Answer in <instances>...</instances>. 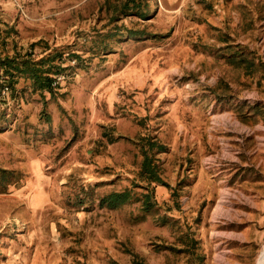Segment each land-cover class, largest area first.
I'll use <instances>...</instances> for the list:
<instances>
[{
	"label": "rangeland",
	"instance_id": "obj_1",
	"mask_svg": "<svg viewBox=\"0 0 264 264\" xmlns=\"http://www.w3.org/2000/svg\"><path fill=\"white\" fill-rule=\"evenodd\" d=\"M8 57L0 264H258L264 0H0Z\"/></svg>",
	"mask_w": 264,
	"mask_h": 264
},
{
	"label": "trees",
	"instance_id": "obj_2",
	"mask_svg": "<svg viewBox=\"0 0 264 264\" xmlns=\"http://www.w3.org/2000/svg\"><path fill=\"white\" fill-rule=\"evenodd\" d=\"M23 64L19 63L17 59L15 58H5L1 59L0 58V67L5 68L7 73H10L13 75V70H19L23 74L25 73H31L32 78L39 83L40 88L42 89H49L52 90V82L53 79L49 73V71H44L43 68H41L42 64L44 62H32V61H23ZM129 199L128 194H121L117 195L115 197V202L120 201L124 202Z\"/></svg>",
	"mask_w": 264,
	"mask_h": 264
},
{
	"label": "bare ground",
	"instance_id": "obj_3",
	"mask_svg": "<svg viewBox=\"0 0 264 264\" xmlns=\"http://www.w3.org/2000/svg\"><path fill=\"white\" fill-rule=\"evenodd\" d=\"M258 264H264V249H263V251L260 254V258H259Z\"/></svg>",
	"mask_w": 264,
	"mask_h": 264
}]
</instances>
